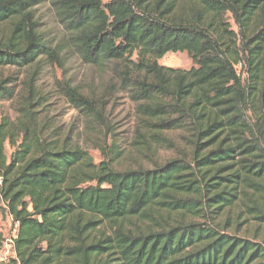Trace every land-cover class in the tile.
<instances>
[{
	"label": "trees",
	"instance_id": "1",
	"mask_svg": "<svg viewBox=\"0 0 264 264\" xmlns=\"http://www.w3.org/2000/svg\"><path fill=\"white\" fill-rule=\"evenodd\" d=\"M41 4L58 40L40 31ZM65 52L92 66L127 60L139 136L173 146L166 133L180 132L186 153L117 171L113 156L95 165L61 140L36 116L35 83L16 95L3 71L33 76ZM178 52L194 67L158 64ZM61 92L98 115L77 89ZM15 98V119L0 115V210L17 224L11 264H264L263 244L227 232L240 215L264 226V0H0V100Z\"/></svg>",
	"mask_w": 264,
	"mask_h": 264
},
{
	"label": "rangeland",
	"instance_id": "2",
	"mask_svg": "<svg viewBox=\"0 0 264 264\" xmlns=\"http://www.w3.org/2000/svg\"><path fill=\"white\" fill-rule=\"evenodd\" d=\"M110 0H103L107 3ZM34 17L45 38L58 40L63 33L48 4L34 8ZM227 19L233 31H237L229 15ZM44 58L42 59V61ZM133 60V58H132ZM159 65L167 68L187 71L193 63L185 52L168 53L158 61ZM129 62L111 61L98 66L85 64L79 57L65 52L57 63H41L36 74L32 69L8 68L4 75H12L15 81V94L23 93L21 83H35L39 96L36 116L54 130L60 139L70 145H77L91 156L97 165L108 154L115 159L113 168L117 171L134 170L137 168L150 169L155 165L177 158L186 153L187 149L181 143L180 132L166 133L175 144L173 146L159 145L154 140L139 136L141 128L137 106L139 103L131 98L129 89L124 83L137 75L128 74ZM124 72H127L124 74ZM75 88L88 97L98 115L85 117L84 112L75 109L61 92V85ZM18 99L0 100V115H6L11 120L16 117ZM7 157L11 153L5 145ZM91 185H94L92 183ZM236 217H232L231 221ZM239 225H231L227 232L255 240L264 245V226L247 220L240 215ZM16 225L11 218L0 210V231L4 243L0 249V264H11L14 254L10 240L13 239ZM239 231V232H238Z\"/></svg>",
	"mask_w": 264,
	"mask_h": 264
},
{
	"label": "built area",
	"instance_id": "3",
	"mask_svg": "<svg viewBox=\"0 0 264 264\" xmlns=\"http://www.w3.org/2000/svg\"><path fill=\"white\" fill-rule=\"evenodd\" d=\"M241 68H242V64L241 63H239V64H237L236 66H235V69H236V71L238 72V73H240V70H241ZM242 76H244V73L242 74ZM2 184V178L0 177V185ZM16 225V227H17V224H15ZM15 234H16V231H15ZM15 237V235L13 236V238ZM10 244L12 245V239L10 240Z\"/></svg>",
	"mask_w": 264,
	"mask_h": 264
}]
</instances>
